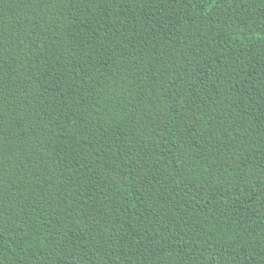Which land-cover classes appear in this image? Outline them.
<instances>
[{"label":"trees","instance_id":"1","mask_svg":"<svg viewBox=\"0 0 264 264\" xmlns=\"http://www.w3.org/2000/svg\"><path fill=\"white\" fill-rule=\"evenodd\" d=\"M0 264H264V0H0Z\"/></svg>","mask_w":264,"mask_h":264}]
</instances>
